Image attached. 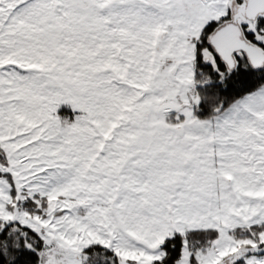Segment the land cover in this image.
Listing matches in <instances>:
<instances>
[{
    "label": "snow or ice",
    "instance_id": "6c2138e0",
    "mask_svg": "<svg viewBox=\"0 0 264 264\" xmlns=\"http://www.w3.org/2000/svg\"><path fill=\"white\" fill-rule=\"evenodd\" d=\"M0 264H264V0H0Z\"/></svg>",
    "mask_w": 264,
    "mask_h": 264
}]
</instances>
